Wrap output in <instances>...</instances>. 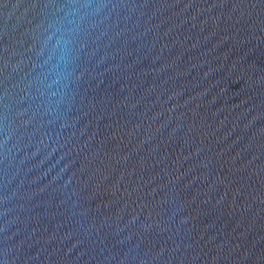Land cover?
<instances>
[{
  "label": "water",
  "instance_id": "obj_1",
  "mask_svg": "<svg viewBox=\"0 0 264 264\" xmlns=\"http://www.w3.org/2000/svg\"><path fill=\"white\" fill-rule=\"evenodd\" d=\"M0 264H264V0H0Z\"/></svg>",
  "mask_w": 264,
  "mask_h": 264
}]
</instances>
